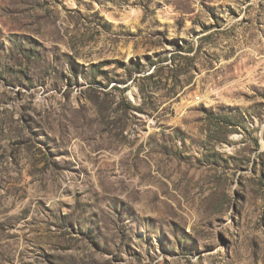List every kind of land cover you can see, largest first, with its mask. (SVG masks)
<instances>
[{
    "label": "rangeland",
    "instance_id": "obj_1",
    "mask_svg": "<svg viewBox=\"0 0 264 264\" xmlns=\"http://www.w3.org/2000/svg\"><path fill=\"white\" fill-rule=\"evenodd\" d=\"M0 264H264V0H0Z\"/></svg>",
    "mask_w": 264,
    "mask_h": 264
}]
</instances>
